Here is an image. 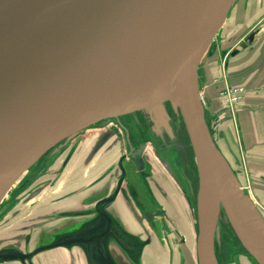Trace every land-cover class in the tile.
<instances>
[{
    "label": "water",
    "instance_id": "1",
    "mask_svg": "<svg viewBox=\"0 0 264 264\" xmlns=\"http://www.w3.org/2000/svg\"><path fill=\"white\" fill-rule=\"evenodd\" d=\"M71 1L32 0L0 32V56L44 14ZM232 3L105 0L77 24L44 36L0 67V200L27 168L86 127H104L115 117L145 109L167 123L170 103L184 120L198 168V264H219L215 238L222 209L242 246L264 264V216L218 148L199 88V65ZM120 186L101 198L96 209L88 205L53 213L70 219L67 229H48L50 239L42 234L30 253L1 247L0 264H25L58 247L80 248L86 264H142L146 245L160 236L154 221L164 211H144L148 236L135 237L104 207Z\"/></svg>",
    "mask_w": 264,
    "mask_h": 264
},
{
    "label": "rangeland",
    "instance_id": "2",
    "mask_svg": "<svg viewBox=\"0 0 264 264\" xmlns=\"http://www.w3.org/2000/svg\"><path fill=\"white\" fill-rule=\"evenodd\" d=\"M232 6L233 3L228 13L230 16L232 15ZM227 29L231 30L232 27L229 25H223L218 35L224 37V35L228 33L226 31ZM218 35H216V37H218ZM236 37H238V35ZM222 40L225 44H231L236 39L235 37L232 38L231 36H225ZM213 49L214 47L210 46L208 52L202 59L201 64L198 68L200 96L202 97V100L206 102L207 105V107H205V116L207 119V123L210 127L211 133L212 129H214V133L218 140L216 142V139L214 138L215 142L216 144L219 142V147H222L226 151V148L222 145L223 142L218 139L220 137L219 134L216 133L218 129V123L219 121H221V118L218 121V118L216 117L217 114H212L209 111L210 102L208 100L209 95L207 94L205 69L206 65L210 60L209 55L212 54ZM214 66L215 64H213L211 67L212 71H214ZM217 78L218 77H216L215 79ZM216 97L218 98V101H221L220 103H222V100L219 99V95H217ZM167 108L170 115V118L166 120L167 123H164L165 121L163 120L165 119L161 118V114H158V118L163 120L158 121V118L154 117L153 110L145 109L125 113L124 115L115 117L113 118L111 125L119 126L120 131H122L123 133L127 132L129 140L134 143H144L147 141L158 139L160 141L166 142L176 141L178 143H182L179 145H182L181 147H183V150L184 148L188 150V147L191 146L185 128L184 120L179 113L173 111L170 103L167 104ZM123 125L126 129L122 127ZM156 127L160 129H157ZM99 130L100 129L95 125L86 127L74 138H71V140L63 142L58 147L51 150L48 154L46 153L34 164L31 169L21 175L17 182H15L14 185L11 187L8 196L6 195L7 197L4 198V200L0 204V237H7V240H9L13 238L14 234H16L15 236H21L22 234L24 235L26 231H22L20 229H26L31 233H34L30 244V248L34 249L35 246L39 243L38 239L41 238V231L44 232L43 230H45L46 228H48L49 231H53L54 229L52 227L64 224L59 221L64 220L63 222H68V220H70L67 218L49 219L52 217L51 215L55 213V211H58L60 209L88 206L92 204V202L90 201L92 199L91 190L101 188L104 183H100L99 185H95L93 187H90L89 184L96 176H98L103 170H105L108 165H110L112 162L119 158L121 152L120 149L123 148L125 143V139H123V137H119L121 142L116 148L115 152H113L112 150L109 152V154H113V156L110 158H104V155L98 154L99 152L94 157H92L90 156V153L95 145V142L99 138V135H96ZM176 158L177 162L183 168H185V166L189 168L190 161H184L185 154L177 155ZM161 159L163 162H168L164 159V156H161ZM190 160L193 164V167L190 166L193 169L191 171L194 174L193 178L198 179V186L195 191V199L191 203V220L189 219V216L182 215L184 218L180 222V230H176L173 228V226L168 225V234H166V236H170L171 233H176L177 236H182L183 234V237L186 238L185 252L187 255V259L190 260L187 264H198L197 207L199 174L196 171V161L195 156L193 154V150ZM236 176L238 178L240 187L245 191V193L247 192L248 194H250L252 199L257 202L253 195L254 187L251 176H242L240 174H236ZM177 178H180V176H177ZM158 182L160 183V190L165 191L159 193V191L157 190V196L159 200L161 202L164 201L169 204V209L174 216H177L178 218L181 217L179 216L177 209L178 204L176 203V199L172 191L174 187L173 179L170 176H163V179L159 180ZM59 185H62L63 187H60ZM56 188H59L61 190L58 192H54ZM166 192H168V194ZM104 193H106V189L102 188L99 194ZM173 198L175 199V201ZM59 200L61 203H59V205L55 207V202H58ZM116 205L118 206H115L116 209H119L120 213L124 215L130 225L132 227L138 228V224L134 220H132L131 217L128 215V212L124 205V201L122 200L121 196L118 197ZM256 205L260 209L261 207L264 208V204L261 202H259V205ZM262 214L264 216L263 210ZM45 219L49 220L44 222ZM142 221L144 222L143 219ZM55 222L57 223L53 224ZM47 223L52 224L48 225ZM65 229H67V227L63 226L59 229V231H63ZM50 237L51 236L47 235L46 240H49ZM166 238L168 242L167 244H169V237ZM167 246L168 245L163 246L160 243L156 242L153 247H149L148 263L153 264L151 259L154 255L157 254V252H159L161 255L166 253L165 250L169 249ZM215 248L219 264H230L231 262H233L232 264H258L256 260L242 246L223 209L220 212L218 228L216 230ZM238 251L239 255H236L235 253H237ZM168 253H170V249ZM233 254L235 255L233 256ZM66 256L67 255L65 250L62 253L51 252L50 255L44 254V257L36 259V262L39 264H63V261ZM81 257L83 258V256ZM80 263L85 264L84 259H82ZM10 264L20 263H16L15 261L14 263L10 262ZM166 264H170V260H168Z\"/></svg>",
    "mask_w": 264,
    "mask_h": 264
},
{
    "label": "crops",
    "instance_id": "3",
    "mask_svg": "<svg viewBox=\"0 0 264 264\" xmlns=\"http://www.w3.org/2000/svg\"><path fill=\"white\" fill-rule=\"evenodd\" d=\"M232 7V15L228 14L227 21L223 24L231 26L232 29H227L228 33L224 37L231 36L236 40L231 44H225L222 40L224 37L218 35L219 31L218 37L215 36L217 39L214 38L211 44L214 49L209 55L210 60L205 69L207 94L210 102L209 111L217 116L220 115L221 104L216 96L224 77L231 85H242L247 89L244 98L235 105L234 117L228 119L229 114L224 113V119L218 123L216 133L219 134L218 139L223 142L222 145L226 151L219 147V142L217 146L227 158L235 174L245 176L244 174L247 172L251 176L254 196L264 204V0H233ZM237 35L238 37H236ZM213 64H215L214 71L211 69ZM215 76L218 78L215 79ZM99 177L96 176L91 182ZM161 203L166 209V215L156 216L154 221L159 227L160 236H158L159 238L153 237L151 242L146 245L142 264H149L148 249L153 247L156 242L163 246L168 245L170 253H168L169 249H166V253L163 255L157 252L151 259L153 264H166L168 260H170V264H187L190 260L187 259L185 252L186 238L183 237V234L182 236H177L176 233H171L170 236H166V234H168V225L180 230V222L184 215L189 216L191 220V211L187 208L181 209L183 213L178 218L171 213L167 202ZM61 210L66 209L58 211ZM115 211L121 220L130 224L120 211ZM147 226L149 227L148 224ZM166 237H169V244H167ZM56 249L58 248L41 253L50 255ZM62 249L66 251L67 255L63 264H68V254L71 256L74 253L79 254L77 248ZM77 262L81 264V259H77Z\"/></svg>",
    "mask_w": 264,
    "mask_h": 264
},
{
    "label": "flooded vegetation",
    "instance_id": "4",
    "mask_svg": "<svg viewBox=\"0 0 264 264\" xmlns=\"http://www.w3.org/2000/svg\"><path fill=\"white\" fill-rule=\"evenodd\" d=\"M224 80H226L230 84V82L226 77L224 78ZM233 86H241L245 88V86L242 85H233ZM223 88H224V83H222L218 88V95H219V91H221ZM246 93H247V89L245 88L244 93L241 95L242 97L240 101L244 98ZM219 99L222 100V103H220L221 104L220 105L221 111H219L220 115L216 116L218 118L217 120L219 121L220 118L221 120H223L224 113L226 114L229 113L230 117H228V119L229 118L232 119L235 114L234 113L235 105L238 104L239 101L231 106L226 100H223L220 97V95H219ZM203 103L205 104V107H207L206 102L203 101ZM205 114H206V110H205ZM111 122L108 125L99 128L100 129L99 132L96 133V135H99V138L95 142V145L91 150L90 156L94 157L99 152V155L101 154L104 155V158H110L113 156V154H109V152L111 150L115 152L116 148L121 142L119 137H123V139H125V143L123 148L120 149L121 152L119 158L116 159L114 162H112L110 165H108V167L98 175L100 177L97 178V180L91 182L90 187L99 185V183L102 184L104 183V184L102 185L101 188H96L94 190H91L92 199L90 198L91 199L90 201L92 202V204H90V209L93 208L96 209L97 202L104 196H111L112 194H114L117 186L118 185L120 186V181L122 180L118 193L116 194V196L112 201L105 203L104 207L110 213L111 216H114L118 220V222L129 232H131L135 237H138L140 239L142 238L145 239L148 235L146 236L144 235L145 231L142 225V219H145V217L143 215V212L146 210L150 212L163 210L164 215H166V209L161 205L162 203L157 196V190L159 191V193L165 192L160 190L159 188L160 183L158 182L159 180L163 179V176L166 177L170 176L173 179L174 187L172 191L175 196L176 203L180 205V207H177L179 215L183 213L181 209H185V208H187L192 213L191 203L195 199V191L198 186V179L197 178L194 179L193 178L194 174L191 172L193 170L191 168L193 167V164L192 161L190 160L192 155V147H188V150L186 148H184L183 150V147H181L182 145H179L182 144L181 142L179 143L176 141L166 142V141H160L159 139L147 141L144 143H134L129 140V136L127 132L123 133L122 131H120L119 126L111 125ZM122 127L125 128L124 125ZM212 135L213 138L216 139L214 129H212ZM103 138L105 139L104 143L102 142ZM104 147H106V149L103 150ZM49 152H47V154ZM182 154H185V159H184L185 162L190 161L189 163L191 167L189 166L188 168L185 166V168H183L177 162V158H176L177 155H182ZM161 156H164V159L168 162H163ZM196 171L198 172L197 164H196ZM177 176H180V178H177ZM245 176L249 177L250 175L247 172H245ZM59 186L63 187L62 185ZM102 188L106 189V193L99 194ZM60 190L61 189L56 188L54 192H58ZM7 196H5L4 198H6ZM119 196L122 197L128 215L131 217L132 220H134L138 224L139 226L138 228L132 227L130 224L125 223L123 220L120 219V216L117 215L115 210L119 212V209L118 208L116 209V207H118L116 205V201ZM254 198L257 200V202H260L255 196ZM59 203H61L60 200L58 202H55L54 206L57 207ZM113 208H115V210ZM56 217L57 216H52L49 219H53ZM47 220L45 219L44 222H46ZM57 222L53 224H56ZM59 222H62L64 224L58 226L56 225L53 228H62L63 226L68 224V222H63V221H59ZM47 224L51 225L52 223H47ZM20 230L22 231L25 230L26 233L24 235L22 234L21 236H15L16 234H14L13 238L9 240H7L8 239L7 237L5 238L0 237V248L4 246H10L20 250L23 253H30L32 251V249L30 248V244L34 233L33 232L31 233L30 231L23 228H21ZM43 231L44 232L41 231V235L44 234L45 235L44 238L46 239L47 234L49 235L51 232H48V228H46ZM62 248L63 247H58V249L54 250V252L62 253L64 252ZM77 249L79 253L78 255H76L75 253L73 254V256L68 254L69 255L68 264H76V260L79 258L81 259V261L82 259H84V263L86 264L83 253L81 255L82 252L81 249L80 248ZM116 253H118L121 258L122 256H124L123 255L124 253H121L118 250ZM235 254L239 255V251ZM235 254H233V256ZM81 256H83V258ZM42 257H44V254L37 253L33 255L30 260L26 259L25 264H39L36 262V259H40ZM15 261L16 263L19 262L20 264H23V262H21L20 260L6 261L1 264H10V262L14 263ZM232 263L233 262H231L230 264Z\"/></svg>",
    "mask_w": 264,
    "mask_h": 264
},
{
    "label": "bare ground",
    "instance_id": "5",
    "mask_svg": "<svg viewBox=\"0 0 264 264\" xmlns=\"http://www.w3.org/2000/svg\"><path fill=\"white\" fill-rule=\"evenodd\" d=\"M31 1L32 0H0V32L15 22ZM36 1H40L42 4H47L52 0ZM104 1L105 0H73L48 11L22 34V36L12 45L7 54L0 56V67L15 61V59L29 46L44 36L77 24L89 14L97 10ZM33 166L34 165L32 164L22 174L31 169ZM21 175L15 182H17ZM14 183L10 186L7 193L10 191ZM7 193L3 196V198H1L0 203ZM262 255L264 257V252ZM211 264L215 263L212 262Z\"/></svg>",
    "mask_w": 264,
    "mask_h": 264
},
{
    "label": "built area",
    "instance_id": "6",
    "mask_svg": "<svg viewBox=\"0 0 264 264\" xmlns=\"http://www.w3.org/2000/svg\"><path fill=\"white\" fill-rule=\"evenodd\" d=\"M225 78V77H224ZM224 88L219 91V95L223 100H226L231 106L240 101L241 95L244 93L245 88L241 86H232L226 80H223ZM259 205V202H256ZM264 213V208L261 207ZM260 209V210H261ZM261 210V212H262Z\"/></svg>",
    "mask_w": 264,
    "mask_h": 264
}]
</instances>
